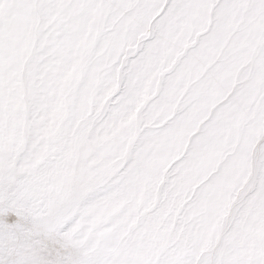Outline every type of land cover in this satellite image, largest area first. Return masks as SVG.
I'll return each instance as SVG.
<instances>
[{
    "label": "snow or ice",
    "instance_id": "1",
    "mask_svg": "<svg viewBox=\"0 0 264 264\" xmlns=\"http://www.w3.org/2000/svg\"><path fill=\"white\" fill-rule=\"evenodd\" d=\"M0 264H264V0H0Z\"/></svg>",
    "mask_w": 264,
    "mask_h": 264
}]
</instances>
